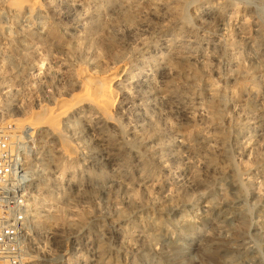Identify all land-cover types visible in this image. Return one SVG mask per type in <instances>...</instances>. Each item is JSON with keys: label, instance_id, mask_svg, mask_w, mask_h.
Here are the masks:
<instances>
[{"label": "rangeland", "instance_id": "rangeland-1", "mask_svg": "<svg viewBox=\"0 0 264 264\" xmlns=\"http://www.w3.org/2000/svg\"><path fill=\"white\" fill-rule=\"evenodd\" d=\"M12 1L0 130L26 261L264 264V0Z\"/></svg>", "mask_w": 264, "mask_h": 264}, {"label": "built area", "instance_id": "built-area-1", "mask_svg": "<svg viewBox=\"0 0 264 264\" xmlns=\"http://www.w3.org/2000/svg\"><path fill=\"white\" fill-rule=\"evenodd\" d=\"M12 133L0 130V264H29L23 248L27 207L22 193L23 170L19 145Z\"/></svg>", "mask_w": 264, "mask_h": 264}, {"label": "bare ground", "instance_id": "bare-ground-1", "mask_svg": "<svg viewBox=\"0 0 264 264\" xmlns=\"http://www.w3.org/2000/svg\"><path fill=\"white\" fill-rule=\"evenodd\" d=\"M22 2H24V0H13L12 1V4H16V5H18V4H20V3H22ZM33 2H35V1H33ZM122 71V70H121ZM119 72V71H118ZM123 72V71H122ZM121 73V72H120ZM119 75V74H118ZM115 76V75H114ZM118 77V76H117ZM90 79H92V78H90ZM89 80V79H88ZM92 81V80H91ZM87 83H88V81H87ZM87 85V84H86ZM89 86V87H88ZM88 86H86V87H88L87 89L85 88V92L87 91V93H85L86 95H87V97L88 98H96L97 99V101H93L92 99H91V101H93L94 102V106L96 107V109L100 112V116H101V118H102V120L103 121H108V120H110V118H109V109H110V107L108 106V105H105V102H107L108 100H111L112 102H114L115 101V99L113 100V92H112V89H111V83H107V84H103V85H101V84H97V82H96V85L94 86V85H92L91 84V86L88 84ZM114 91V90H113ZM83 93V94H84ZM116 97V96H115ZM83 98L85 99L86 97H85V95L83 96ZM88 98H86V102H87V100L89 101V99ZM107 100V101H106ZM75 101V100H74ZM77 102V101H76ZM82 102V101H81ZM78 103V102H77ZM85 103V102H84ZM88 103V102H87ZM91 103V102H90ZM75 104V103H74ZM115 104V103H114ZM78 105V104H77ZM74 107V106H73ZM70 108V107H69ZM111 109H113V108H111ZM67 108L65 107V106H63V105H58L57 107H56V114H54V115H50V116H48V121L49 122H52L54 119L56 120H58V119H60L64 114H66L67 113ZM47 117V116H46ZM44 120H46V119H44ZM37 124V123H36ZM12 137H14V135H12Z\"/></svg>", "mask_w": 264, "mask_h": 264}]
</instances>
